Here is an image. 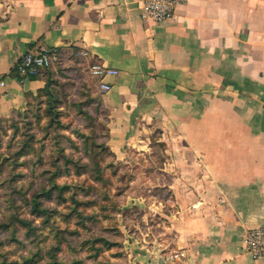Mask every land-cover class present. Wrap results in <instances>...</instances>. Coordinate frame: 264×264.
Returning a JSON list of instances; mask_svg holds the SVG:
<instances>
[{
  "label": "crops",
  "instance_id": "obj_1",
  "mask_svg": "<svg viewBox=\"0 0 264 264\" xmlns=\"http://www.w3.org/2000/svg\"><path fill=\"white\" fill-rule=\"evenodd\" d=\"M144 1L0 0V120L47 85L15 70L27 51L75 55L111 85L101 101L117 161L154 163L163 143L151 185L127 200L162 232L132 237L126 264H182L181 250L188 264H264L244 241L264 225V0H180L163 22L142 17Z\"/></svg>",
  "mask_w": 264,
  "mask_h": 264
},
{
  "label": "trees",
  "instance_id": "obj_2",
  "mask_svg": "<svg viewBox=\"0 0 264 264\" xmlns=\"http://www.w3.org/2000/svg\"><path fill=\"white\" fill-rule=\"evenodd\" d=\"M63 57L64 54L62 53L60 59L48 69L40 70L37 74L30 77L33 79L45 77L47 79L46 87L41 89L37 95H27L28 101L26 104V107L32 105L37 98L41 100L40 103L47 101L45 111L48 116V122L42 129V136L38 138L40 144L36 146V135L34 133L24 135L16 154L17 160L20 162L4 160V162H10L12 164V171H15V167L20 164L26 172L16 173L14 176L10 175L8 178V184L11 185V192L7 200L9 204L7 211L9 214H7V218L2 214L3 218L5 216V220L0 218V264H87L83 258H72L71 260L64 261L60 254L64 243L67 242V244H70L68 237L80 236V232L77 229H85L87 227L90 229L92 225H97L104 220L114 219L118 215L122 217V221L126 224H128V221L130 222L134 219V215L137 216V220L140 219V211L136 206L126 208V200L129 196L135 194L132 181L124 189L122 188L124 192H114L113 194L107 192L104 195L103 204L98 199H82L79 195V186H73L67 181L59 182L60 178L65 176L69 177L73 173L79 176L91 173L89 176L94 182L101 183L103 186H110L112 182L110 181L111 178H108L107 170L113 168L115 163L107 162V165H105L102 161L106 154L117 161L114 152L107 143H90L91 138L95 139L98 136L96 132H94L95 135L93 137L81 136L84 139L83 151L87 158L90 159L89 162H85L84 164L81 162V159L76 158L68 151V147L63 145L62 140L66 139L73 145V149L79 148L76 141L64 133L67 127L64 126L62 121L63 110L59 108V102L53 101L57 99V92L54 88L55 80L51 72L53 67ZM83 106L81 104L78 110L87 118H92L93 116L90 110L83 108ZM26 107L16 114H21L23 111H26ZM107 114L105 110L106 122L104 128L106 130L105 136L108 138ZM41 117L42 114H38V118L40 119ZM157 135H155V140L158 139ZM155 144V161L151 163L154 164L152 169L160 167L162 159L163 143L156 142ZM157 147L160 148V151ZM96 148L100 149L96 151ZM31 155H34V157L31 158ZM125 163L129 165V162ZM1 167L3 168L1 169L2 172L5 170L6 165L4 164ZM127 167L129 168L130 166ZM30 171L39 180L30 181L28 187L24 190L25 185L19 184V182L26 181ZM112 174L115 176L117 170H113ZM141 175V172H136L134 178L140 177ZM1 183L2 181L0 180ZM155 193L162 199L170 197L169 190L166 187H156ZM12 194L14 196H11ZM16 194L21 195V200L24 205L30 208V214L34 219L27 218L23 213L17 212L21 206L19 205L20 198ZM46 200L53 204V206L46 204ZM88 207H97L99 211L89 212L87 211ZM56 215H59L61 221L65 224L75 223L76 229L70 228L68 225L65 228L58 227L57 224L51 225L50 222ZM35 218L42 219L43 226L37 224ZM46 228L49 231L48 234L43 233V230ZM119 233L121 234V232ZM22 235L30 243H33L31 247H29L26 240L22 239ZM51 236L52 239H50ZM47 241L53 242L43 246V243ZM13 243L17 244V247L20 245L21 248H24L23 254L15 260L12 259L9 250L6 249L7 246ZM86 245L89 246L88 250L91 252L90 256L88 254V257H91L95 264H115L109 258L103 260L106 257L104 254L106 251L120 246L121 242L107 235L93 233L90 238L83 239V246L86 247Z\"/></svg>",
  "mask_w": 264,
  "mask_h": 264
},
{
  "label": "rangeland",
  "instance_id": "obj_3",
  "mask_svg": "<svg viewBox=\"0 0 264 264\" xmlns=\"http://www.w3.org/2000/svg\"><path fill=\"white\" fill-rule=\"evenodd\" d=\"M90 66L84 60H80L75 57V55H64L62 60L56 64L52 69V77L55 80L54 88L57 92V99L53 100L60 103V109L63 110L62 113V121L64 126L67 127L64 130V133L71 136L79 148H74L71 143H69L66 139L62 140L64 146L68 147V151L71 152L76 158L81 159L82 163L89 162L90 159L87 158L83 151V138L81 136H94V132L98 134L95 139H90V143L96 142L98 144H104L107 142V137L105 136V108L102 105V93L103 91L99 88L96 77L90 71ZM40 99H35L32 105L26 107V111H23L21 114H16L14 117H10L7 119H3L0 121V172L3 169L1 166L6 165L4 171L0 173V180L2 183L0 184V218H3L4 214L7 218L8 204V196L10 194L11 185L8 184V178L10 175L26 172L22 165H17L15 167V171L12 164L10 162H4V160H13V162H20L17 160V152L20 148V141L24 138V135L35 134L36 135V146L40 144L38 138L42 136V129L48 122V116L46 115V105L47 101H43L40 103ZM84 105L83 108H87L90 110L92 114V118H87L82 112L78 110L80 105ZM88 106V107H87ZM38 114H42V117L39 119ZM94 140V141H93ZM100 148H96V151ZM160 151V148L157 147ZM149 154V153H147ZM159 154V153H158ZM145 154H139L137 151L131 152V157L135 160L130 161L126 165L125 162L115 161L113 158L106 156L103 159V164L107 165V162H114L115 166L110 170H107L108 178H111L110 181L112 184L109 186H103L101 183L94 182L92 178L89 176L91 173L83 174L81 176L73 175L67 177H62L59 179V182L67 181L71 185L78 187L79 195L84 200H93L98 199L101 204H103L104 195L107 192H121L122 188L124 189L126 186L133 183V191L135 194H144V190L147 186L151 185V180L146 179V174L148 171L157 170L156 168L152 169L154 164L150 162H146L143 157ZM157 155V154H156ZM138 156V159H137ZM141 157V159L139 158ZM31 158L34 155L30 156ZM127 166H130L129 168ZM113 170H117V174L114 176L112 174ZM136 172H141L140 177H135L134 174ZM36 175L30 171L29 177L26 181H20L19 184H24L25 188L28 187L30 181L39 180L35 178ZM18 178V177H17ZM24 182V183H23ZM94 188H93V187ZM85 190V191H84ZM89 192V193H88ZM147 192V191H146ZM87 193V195H86ZM162 195V194H161ZM11 196H14L12 194ZM17 197L20 198L19 205L21 206L17 212L23 213L25 217L34 219V217L30 214V208L24 205L21 200V195L16 194ZM158 196V195H157ZM160 197V196H158ZM128 200V199H127ZM126 200V201H127ZM49 206H53L49 201H45ZM128 201L126 202V208H129ZM87 211L89 212H98L99 208L97 207H88ZM142 212H140V219L137 220V216L134 215V219L128 224L122 221V217L120 215L115 216L114 219L101 221L97 225H92L89 229L88 227L83 229H77L80 232V236L76 235L74 237H68L69 243H64L62 250L60 251L61 257L64 261L71 260L72 258H83L86 260L87 264H95L90 256L91 252L88 250L89 246H83V239L90 238L91 234H103L107 235L114 240H118L121 242V245L115 247L112 250L106 251L104 254L109 260L115 262V264H126L128 259L129 249V241L133 238H137L139 241L146 238L147 240L150 237H155V239H159L162 226L157 225L154 220V225H143ZM4 216V220H5ZM37 224L43 226L42 219L35 218ZM131 223V225H130ZM51 225L57 224L58 227L65 228L68 225L70 228L76 229L75 223L65 224L61 221L59 215L50 222ZM118 230V231H117ZM120 230V231H119ZM48 229H44L43 233L48 234ZM121 232V234L119 233ZM23 234V233H22ZM148 234V235H147ZM158 236V238L156 237ZM22 239L26 240L29 247L32 246L33 243H30L24 235H22ZM52 239V236L50 237ZM150 241V240H149ZM53 241H47L43 243V246L48 245ZM14 244V245H13ZM10 246H7L6 249L9 250L12 259H18L21 254L24 252V248H21L20 245L17 247V244L13 243ZM26 254V253H25ZM121 255L120 257H118ZM43 264V263H42Z\"/></svg>",
  "mask_w": 264,
  "mask_h": 264
},
{
  "label": "built area",
  "instance_id": "obj_4",
  "mask_svg": "<svg viewBox=\"0 0 264 264\" xmlns=\"http://www.w3.org/2000/svg\"><path fill=\"white\" fill-rule=\"evenodd\" d=\"M180 0H145L142 8V17L145 20L163 22L175 18ZM86 51L76 52V55H87ZM62 55L58 48L40 47L27 51L16 65V70L22 79L30 78L40 70L48 69L53 63L58 61ZM92 69L100 75H116L118 69L105 68L100 64H94ZM2 84H4L2 82ZM101 89L108 91L111 89L109 83L102 82ZM246 250L257 259L264 260V225L250 228L245 236ZM171 258L183 259L182 264H188L186 254L183 250L175 252Z\"/></svg>",
  "mask_w": 264,
  "mask_h": 264
},
{
  "label": "water",
  "instance_id": "obj_5",
  "mask_svg": "<svg viewBox=\"0 0 264 264\" xmlns=\"http://www.w3.org/2000/svg\"><path fill=\"white\" fill-rule=\"evenodd\" d=\"M162 264H166L165 260H163Z\"/></svg>",
  "mask_w": 264,
  "mask_h": 264
}]
</instances>
